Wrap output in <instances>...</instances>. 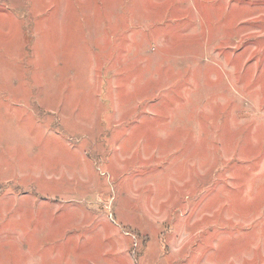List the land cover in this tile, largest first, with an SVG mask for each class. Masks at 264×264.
<instances>
[{
  "label": "rangeland",
  "instance_id": "rangeland-1",
  "mask_svg": "<svg viewBox=\"0 0 264 264\" xmlns=\"http://www.w3.org/2000/svg\"><path fill=\"white\" fill-rule=\"evenodd\" d=\"M0 264H264V0H0Z\"/></svg>",
  "mask_w": 264,
  "mask_h": 264
}]
</instances>
